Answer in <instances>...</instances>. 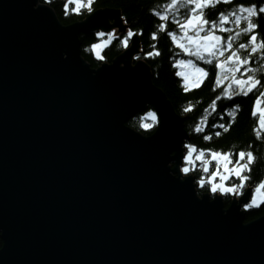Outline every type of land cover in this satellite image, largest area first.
<instances>
[{
  "label": "water",
  "instance_id": "1",
  "mask_svg": "<svg viewBox=\"0 0 264 264\" xmlns=\"http://www.w3.org/2000/svg\"><path fill=\"white\" fill-rule=\"evenodd\" d=\"M113 29L114 10L64 26L39 0H0V264H264L250 189L225 208L178 181L188 135L137 35L110 64L81 58L80 34ZM148 108L144 136L127 123Z\"/></svg>",
  "mask_w": 264,
  "mask_h": 264
},
{
  "label": "snow or ice",
  "instance_id": "2",
  "mask_svg": "<svg viewBox=\"0 0 264 264\" xmlns=\"http://www.w3.org/2000/svg\"><path fill=\"white\" fill-rule=\"evenodd\" d=\"M93 2L94 0H71L75 5L71 10L77 13L81 9H93ZM221 2L230 4L231 0H163L162 4L149 8L158 21L155 25L156 30L149 32L152 40L158 39L160 33H163L173 45L182 50V53L194 56L198 61L210 66V68L197 66L191 59H176L175 65L182 68V71L177 72L176 75L182 77L184 91L199 87L210 74L219 73L216 79L219 91L212 101L209 118L205 120V123H210L211 127L217 130L211 134H204L202 139L205 141L212 136L219 137L227 133L235 124L242 111L241 97L252 99L249 115L252 117L258 115V120H255L254 124L264 129V63H260L258 67H251L253 59L257 56L260 61H264V33L257 31L259 24L254 19L264 14V4L257 6L238 3L226 11L214 13L216 17L214 20L207 19L208 13L205 9L215 8ZM64 8L67 10L69 4L65 3ZM170 26H174L178 32L173 31ZM122 31L124 35L118 41L119 46L127 48L131 42L135 50V36L142 34V30L129 28ZM223 33L229 34L223 35ZM95 35L106 39H100L98 43L91 45L94 52L97 45H100L101 49L116 39L114 31H98ZM95 54L98 59H103L100 52ZM144 55L151 58L154 55L160 56L161 52L159 48L153 46L152 50L145 52ZM221 82L225 86L221 87ZM221 100L228 101L230 106L218 109L217 102ZM191 107L190 105L184 111H189ZM213 115L217 117L216 122L211 121ZM145 117L150 118L151 122L155 121L157 112L148 111ZM145 117L141 118V126L148 128L151 125L144 122ZM160 117L162 121L163 112L160 113ZM193 130L205 131L199 124L194 125ZM252 131L257 139H264V132L258 131L256 127H253ZM185 147L188 150L185 159L188 160L194 151V145L189 143ZM246 147L248 150L241 148L235 154L231 151L210 152V158L215 161L217 168L222 169L219 173L212 171L209 177L213 193H237V190L241 192L245 183L251 180V176L247 173L251 171L256 156L250 150V146ZM197 156L205 159L203 152ZM230 164L234 166L229 167ZM184 171L187 172V169ZM217 175L219 182L214 181ZM230 176H235L238 182L226 185L224 181ZM250 195L251 202L244 204L245 209L260 207L261 203H264V179H260L255 184Z\"/></svg>",
  "mask_w": 264,
  "mask_h": 264
},
{
  "label": "trees",
  "instance_id": "3",
  "mask_svg": "<svg viewBox=\"0 0 264 264\" xmlns=\"http://www.w3.org/2000/svg\"><path fill=\"white\" fill-rule=\"evenodd\" d=\"M40 4L47 5L51 8L59 22L64 25H70L75 22L82 21L90 13H87L84 9H81L77 13L70 11L74 7L73 3H68L69 8L65 10V0H39ZM163 0H94L92 8L96 10H114L120 13L124 25L129 29H141L142 34L137 35L139 41V53L135 57L136 60H142L149 67L151 73L152 85L159 89L165 96V99L169 102L174 113L181 116L183 119V130L188 135V141L186 144L191 143L194 145V149L198 152L209 153L211 151H230L233 154L238 152L241 148L248 150L246 146H250V150L256 156L255 162L252 164L251 171L247 175L251 176V180L245 183V188L254 187L260 180L264 179V139H257L252 129L256 127L254 124L256 117L249 115L250 107L252 105V99L240 98L242 105V111L235 124L230 128L227 133H223L221 136H212L209 140L202 139L204 134H211L217 129L212 128L210 123H205V120L209 118V114L212 111L211 104L218 94L219 88L215 81V75L210 74L204 79L201 85L195 89L184 91L181 79L176 75V68L174 61L177 58L178 49L170 42V40L160 33L158 39L152 40L149 36V32L156 30L155 25L158 23L157 18L149 11L150 7L162 4ZM256 4L257 6L264 4V0H231L230 4L218 3L215 8H206L208 13L207 19L214 20L216 17L214 13L220 11H226L235 4ZM67 11V14L65 12ZM91 12V13H92ZM259 24L257 31L264 33V14H261L254 18ZM173 31H178L174 26H170ZM94 33L80 34L78 36L80 42V56L90 68L97 69L102 63H111L124 49L125 47L119 46L118 41L123 35H119L109 45L103 47L99 52L103 59H98L97 55L91 49L93 43H98L100 39L96 37ZM229 33H223L228 35ZM155 46L159 48L161 55L153 56L151 58L144 55L145 52L152 50ZM87 49V51H86ZM260 63L259 57H255L252 61L251 67H258ZM205 68H210L209 65H204ZM225 86L224 84L220 85ZM192 106L189 111H184L185 108ZM218 109L229 107V102L221 100L217 102ZM217 117L211 116V121L216 122ZM223 122V121H220ZM199 124L203 128L204 132L194 131V125ZM127 126L144 136H148L153 133L155 129L141 130L139 127V117L131 119ZM185 144V145H186ZM233 145L235 147L233 148ZM187 150V148L185 147ZM189 174V173H188ZM196 179L199 178L201 171L196 170L192 173ZM207 187V186H206ZM204 188L201 191V196L208 192ZM200 196V197H201ZM230 196L224 195L223 202L225 205L230 203ZM264 215V203H261L260 207H253L245 212V221L250 222ZM1 247V240H0Z\"/></svg>",
  "mask_w": 264,
  "mask_h": 264
},
{
  "label": "rangeland",
  "instance_id": "4",
  "mask_svg": "<svg viewBox=\"0 0 264 264\" xmlns=\"http://www.w3.org/2000/svg\"><path fill=\"white\" fill-rule=\"evenodd\" d=\"M66 1V3H71V0H65ZM75 6V5H74ZM124 24V23H123ZM128 29V28H127ZM126 29V30H127ZM112 31H114V35H115V37L117 38L118 36H119V34H118V32L116 31V29H113ZM178 32V31H177ZM123 35H124V33H123ZM104 39H106V37L104 38ZM177 39L179 40L180 39V36H179V34L177 35ZM175 46V45H174ZM176 47V46H175ZM177 48V47H176ZM102 49V48H101ZM100 49V50H101ZM178 49V48H177ZM99 50V51H100ZM124 51V50H123ZM122 51V52H123ZM94 52V51H93ZM95 53V52H94ZM177 58L176 59H191V60H193V62L195 63V64H197V66H200V67H203L204 65H206L203 61H198L194 56H188L186 53H182V50H180V49H178V52H177ZM175 59V60H176ZM108 64V63H107ZM110 64V63H109ZM174 66H175V68H176V73L177 72H180V71H182V68L181 67H178V66H176L175 65V61H174ZM150 71V70H149ZM180 79H181V82H182V84H183V81H182V77H180V76H178ZM215 81H216V74H215ZM223 83L221 82V85H222ZM153 111L152 109H146L144 112H142V113H140V114H138L136 117H139V123L141 122V118L142 117H145V114L148 112V111ZM154 112V111H153ZM179 117H181V116H179ZM135 118V117H134ZM257 118V117H256ZM144 122H146V123H149L150 125H151V120H150V118H146L145 117V120H144ZM157 126H153V125H151L150 127H148V128H141V130H150V129H155ZM186 132V131H185ZM185 144H186V142L183 144V148H184V154H183V156H185V155H187L188 154V150H186L185 149ZM201 152H198L196 149H194V151H193V153H192V155L190 156V160H192L193 161V164H192V171L191 172H189V174H181V173H179L180 174V176L181 175H183L184 177H186V176H188V175H191V176H193V177H195V175H193V174H190V173H192L193 171H196V170H200L201 171V167H202V162H203V159H200V160H196L195 159V157L198 155V154H200ZM203 154H204V158H207V159H209V166H208V172L207 173H204V175L205 176H207L208 174H210L212 171H217L218 173L219 172H221L222 171V169H218L217 168V166H216V163H215V161L214 160H212L211 158H210V152L209 153H205V152H203ZM184 163V160H183V158H182V160H181V164H183ZM232 166H234L233 164H230L229 165V167H232ZM172 167V166H171ZM195 180H196V178H195ZM194 180V181H195ZM214 181L215 182H219V175H217V177H215L214 178ZM238 181H237V178L235 177V176H230L229 177V179L228 180H226V181H224V183L226 184V185H231V184H234V183H237ZM207 185H205V187H206ZM208 187V186H207ZM206 187V188H207ZM248 187V186H247ZM246 187V188H247ZM246 188L244 187V189L240 192V194L239 195H237V193H235V192H233V193H226V194H221L220 192H216V193H211V192H206L205 194H208L210 197L211 196H214V195H219V196H224V195H229L230 196V198L232 199V198H236V199H238L239 197H241L243 194H244V192L246 191ZM254 187H250V191H249V197H248V202L247 203H250L251 202V191H252V189H253ZM234 196V197H233ZM228 205H229V203L227 204V205H225V203H224V206H225V208L226 207H228ZM253 208V207H252ZM249 209H251V208H248V209H245L244 208V205L241 207V210H243L244 212H246V210H249ZM244 223H246V221H245V219H244Z\"/></svg>",
  "mask_w": 264,
  "mask_h": 264
},
{
  "label": "clouds",
  "instance_id": "5",
  "mask_svg": "<svg viewBox=\"0 0 264 264\" xmlns=\"http://www.w3.org/2000/svg\"><path fill=\"white\" fill-rule=\"evenodd\" d=\"M46 2H50V0H46ZM84 10L87 13H91L93 11V9H91V8H86ZM70 11H72V10L70 9ZM100 47H101L100 45H97V47L95 49V52H99ZM118 47H119V45H118ZM91 49H92V47H91ZM86 51H87V49H86ZM62 58L66 59L67 58V53L62 54ZM151 125H153V126H159V120L156 119L155 121H152L151 122ZM139 127L140 128H144V127L141 126V122L139 123ZM234 147H235V145H233V148ZM230 151H231V149H230ZM195 159L196 160H200L199 156H196ZM183 160H184V163L178 166V171H179V173L186 175V174H188L189 172L192 171L193 161L190 160V159L186 160L185 159V156H183ZM208 166H209V159H207V158L203 159L202 167H201V174H200L199 178L195 180V187L193 188V193H194L195 197L198 200H201V199H199V197L201 196V191L200 190L204 189L205 188V185L208 186L206 190L208 192L213 193L211 191L212 185L209 183V177L212 175V172L210 174H208L207 176L204 175V173H207L208 172L207 171ZM184 169H187V172L184 171ZM169 172H170V170H169ZM183 179H184V176L181 175L180 180H178V181L182 182ZM239 194H240V192H239V190H237V195H239Z\"/></svg>",
  "mask_w": 264,
  "mask_h": 264
},
{
  "label": "bare ground",
  "instance_id": "6",
  "mask_svg": "<svg viewBox=\"0 0 264 264\" xmlns=\"http://www.w3.org/2000/svg\"><path fill=\"white\" fill-rule=\"evenodd\" d=\"M112 31V30H111ZM116 31H117V29H116ZM256 120H258V118H256ZM188 176H191V175H188ZM194 178H196V177H194ZM194 183H195V181H194ZM246 189H248V188H246ZM215 196V195H214ZM219 196V195H218ZM213 196H211V198H212ZM222 198H224V196L222 195L221 196ZM234 197V196H233ZM231 201V200H230ZM224 203V202H223ZM245 213V212H244Z\"/></svg>",
  "mask_w": 264,
  "mask_h": 264
}]
</instances>
